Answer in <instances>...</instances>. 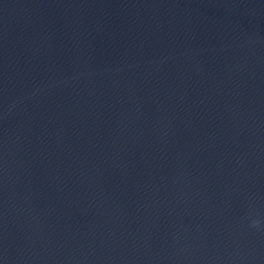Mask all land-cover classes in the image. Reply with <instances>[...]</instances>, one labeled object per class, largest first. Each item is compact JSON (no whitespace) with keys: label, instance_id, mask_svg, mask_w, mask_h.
<instances>
[{"label":"water","instance_id":"95a60500","mask_svg":"<svg viewBox=\"0 0 264 264\" xmlns=\"http://www.w3.org/2000/svg\"><path fill=\"white\" fill-rule=\"evenodd\" d=\"M264 0H0V264H264Z\"/></svg>","mask_w":264,"mask_h":264},{"label":"clouds","instance_id":"9594fccd","mask_svg":"<svg viewBox=\"0 0 264 264\" xmlns=\"http://www.w3.org/2000/svg\"><path fill=\"white\" fill-rule=\"evenodd\" d=\"M245 220L247 221V227L249 229L264 234V217L253 216L249 213V215L245 217Z\"/></svg>","mask_w":264,"mask_h":264}]
</instances>
